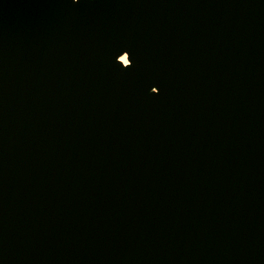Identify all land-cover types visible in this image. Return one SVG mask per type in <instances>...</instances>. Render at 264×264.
Masks as SVG:
<instances>
[{
	"label": "water",
	"instance_id": "1",
	"mask_svg": "<svg viewBox=\"0 0 264 264\" xmlns=\"http://www.w3.org/2000/svg\"><path fill=\"white\" fill-rule=\"evenodd\" d=\"M0 264H264V0H0Z\"/></svg>",
	"mask_w": 264,
	"mask_h": 264
},
{
	"label": "snow or ice",
	"instance_id": "2",
	"mask_svg": "<svg viewBox=\"0 0 264 264\" xmlns=\"http://www.w3.org/2000/svg\"><path fill=\"white\" fill-rule=\"evenodd\" d=\"M128 67H131V64H129V66ZM159 91V88L158 87H156L154 90H153V93H157Z\"/></svg>",
	"mask_w": 264,
	"mask_h": 264
},
{
	"label": "bare ground",
	"instance_id": "3",
	"mask_svg": "<svg viewBox=\"0 0 264 264\" xmlns=\"http://www.w3.org/2000/svg\"><path fill=\"white\" fill-rule=\"evenodd\" d=\"M121 58H122V60H123L124 62H127V60H126V56H125V55H122Z\"/></svg>",
	"mask_w": 264,
	"mask_h": 264
},
{
	"label": "clouds",
	"instance_id": "4",
	"mask_svg": "<svg viewBox=\"0 0 264 264\" xmlns=\"http://www.w3.org/2000/svg\"><path fill=\"white\" fill-rule=\"evenodd\" d=\"M74 2H75V0H74Z\"/></svg>",
	"mask_w": 264,
	"mask_h": 264
}]
</instances>
